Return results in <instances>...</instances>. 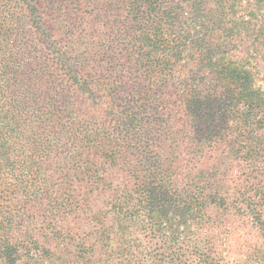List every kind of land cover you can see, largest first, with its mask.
Returning a JSON list of instances; mask_svg holds the SVG:
<instances>
[{
    "label": "trees",
    "instance_id": "1",
    "mask_svg": "<svg viewBox=\"0 0 264 264\" xmlns=\"http://www.w3.org/2000/svg\"><path fill=\"white\" fill-rule=\"evenodd\" d=\"M264 0H0V264H264Z\"/></svg>",
    "mask_w": 264,
    "mask_h": 264
},
{
    "label": "rangeland",
    "instance_id": "2",
    "mask_svg": "<svg viewBox=\"0 0 264 264\" xmlns=\"http://www.w3.org/2000/svg\"><path fill=\"white\" fill-rule=\"evenodd\" d=\"M261 72H264V62L260 65Z\"/></svg>",
    "mask_w": 264,
    "mask_h": 264
}]
</instances>
